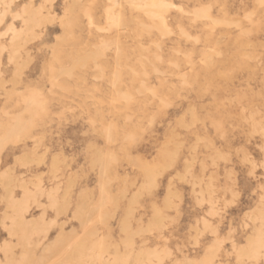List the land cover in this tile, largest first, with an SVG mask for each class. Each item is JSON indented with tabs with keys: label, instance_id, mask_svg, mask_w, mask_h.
Segmentation results:
<instances>
[{
	"label": "rangeland",
	"instance_id": "obj_1",
	"mask_svg": "<svg viewBox=\"0 0 264 264\" xmlns=\"http://www.w3.org/2000/svg\"><path fill=\"white\" fill-rule=\"evenodd\" d=\"M0 264H264V0H0Z\"/></svg>",
	"mask_w": 264,
	"mask_h": 264
},
{
	"label": "bare ground",
	"instance_id": "obj_2",
	"mask_svg": "<svg viewBox=\"0 0 264 264\" xmlns=\"http://www.w3.org/2000/svg\"><path fill=\"white\" fill-rule=\"evenodd\" d=\"M159 1H160V0H159ZM161 2H162V0H161ZM163 2H165V1H163ZM159 3H160V2H159ZM159 3H157V4L160 5L161 3H160V4H159ZM146 4L149 5L148 3H146ZM154 4H155V3H154ZM154 4H153V7H155ZM157 4H156V5H157ZM164 4L166 5V3H164ZM169 4L172 5V3H169ZM141 5H142V4H141ZM167 5H168V4H167ZM145 6H146V5H145ZM168 6H170V5H168ZM160 7H163V6H160ZM164 8H167V7H164ZM147 11H149V10H147ZM152 12H154V11H151V13H152ZM148 13H149V12H148ZM153 14H154V13H153ZM155 14H157V13H155ZM151 15H152V14H151ZM148 16H150V15H148ZM151 17H152V16H151ZM159 17L161 18V15H160ZM153 18H154V17H153ZM164 22H165V21H164ZM156 25H157V24H156ZM150 29H151V28H150Z\"/></svg>",
	"mask_w": 264,
	"mask_h": 264
}]
</instances>
